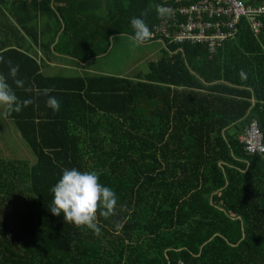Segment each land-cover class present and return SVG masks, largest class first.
Returning a JSON list of instances; mask_svg holds the SVG:
<instances>
[{"label": "trees", "instance_id": "obj_1", "mask_svg": "<svg viewBox=\"0 0 264 264\" xmlns=\"http://www.w3.org/2000/svg\"><path fill=\"white\" fill-rule=\"evenodd\" d=\"M26 1L50 9L53 0H13ZM160 2L109 1L104 40L132 36V17L156 25ZM262 24L255 38L240 22L212 54L166 44L132 78L44 79L33 60L0 47V77L20 104L6 117L35 156L33 165L0 159V264H264V155L247 156L238 140L255 120L264 144ZM72 29L65 25L67 43L82 45L75 57L86 62L91 39L86 30L75 41ZM9 60L19 66L15 77ZM32 73L35 103L26 92ZM44 89L58 111L46 106ZM73 167L117 194L112 215L97 210L98 231L49 210L51 187Z\"/></svg>", "mask_w": 264, "mask_h": 264}, {"label": "crops", "instance_id": "obj_2", "mask_svg": "<svg viewBox=\"0 0 264 264\" xmlns=\"http://www.w3.org/2000/svg\"><path fill=\"white\" fill-rule=\"evenodd\" d=\"M40 1L35 0L36 3ZM109 1L114 0H59L58 2L53 0L48 9L42 5H34L32 1H26L27 6L25 7L18 6L13 0H4L0 3V45H3L0 47L15 49L33 60L38 68L35 74L44 79L112 76L98 73V75L85 77L84 73L86 70L90 72L88 74H93L90 63L107 53L113 37L119 35L130 37L128 34H119L109 37L107 42L104 40L105 33L100 28L105 30L107 27ZM161 3L162 0L157 7V12ZM65 25L68 26V30L74 27L72 35L75 41H83L87 30V37L92 42L93 57L91 59L83 62L75 57H83L84 48L82 45L78 49L69 47L67 43L69 37L64 35ZM86 26L89 28L86 29ZM146 43L152 42L146 41L143 44ZM72 50L74 53L71 55ZM57 70L68 71L72 75L70 77L59 76L56 74ZM35 74L32 73L26 80V92L33 94V103L36 101V93L39 92L37 91L39 87L34 81ZM8 109V106L0 104V120L8 130V134L6 131L5 133L8 136L22 138L14 121L6 117Z\"/></svg>", "mask_w": 264, "mask_h": 264}, {"label": "built area", "instance_id": "obj_3", "mask_svg": "<svg viewBox=\"0 0 264 264\" xmlns=\"http://www.w3.org/2000/svg\"><path fill=\"white\" fill-rule=\"evenodd\" d=\"M262 18L264 0H162L157 24L149 26L148 41L163 46L200 45L212 54L237 36L242 21L258 36ZM238 140L247 156L264 155L263 135L255 120L249 122Z\"/></svg>", "mask_w": 264, "mask_h": 264}, {"label": "clouds", "instance_id": "obj_4", "mask_svg": "<svg viewBox=\"0 0 264 264\" xmlns=\"http://www.w3.org/2000/svg\"><path fill=\"white\" fill-rule=\"evenodd\" d=\"M129 24L133 30V35L129 38L135 43L143 44L150 39L151 32L144 19L132 17ZM6 63L9 65L10 75L15 77L19 66L12 65L10 60ZM15 83L19 86L23 81L16 80ZM50 91L44 89L43 95L47 96L46 106L55 112L60 108V101L49 95ZM0 104L16 111L20 107L15 92L3 78H0ZM50 191L53 198L49 210L53 215L61 216L63 213L64 221L95 231H98L97 210L99 209L100 216L107 218L114 213L117 204L116 192L109 186L101 184L97 174L92 171H80L75 167L62 169L60 178Z\"/></svg>", "mask_w": 264, "mask_h": 264}, {"label": "rangeland", "instance_id": "obj_5", "mask_svg": "<svg viewBox=\"0 0 264 264\" xmlns=\"http://www.w3.org/2000/svg\"><path fill=\"white\" fill-rule=\"evenodd\" d=\"M163 45L157 41L137 44L129 36L119 35L112 38L107 53L90 63L93 74L85 70V77L107 74L115 77L132 78L137 74H146L148 64L156 62L161 57ZM59 76L70 77L71 72L57 70ZM68 72V73H67ZM0 120V159L6 161H27L35 163V156L22 138L8 136V130ZM6 131V133H5Z\"/></svg>", "mask_w": 264, "mask_h": 264}]
</instances>
